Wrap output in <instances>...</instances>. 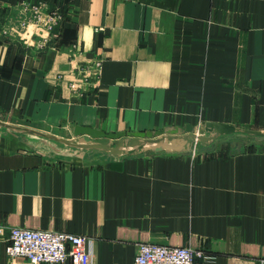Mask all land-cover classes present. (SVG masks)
Listing matches in <instances>:
<instances>
[{
    "label": "crops",
    "instance_id": "crops-1",
    "mask_svg": "<svg viewBox=\"0 0 264 264\" xmlns=\"http://www.w3.org/2000/svg\"><path fill=\"white\" fill-rule=\"evenodd\" d=\"M0 120L264 129V0H0ZM2 128L0 264L25 263L13 226L91 237V264H133L142 242L264 264V141L116 157Z\"/></svg>",
    "mask_w": 264,
    "mask_h": 264
},
{
    "label": "water",
    "instance_id": "water-1",
    "mask_svg": "<svg viewBox=\"0 0 264 264\" xmlns=\"http://www.w3.org/2000/svg\"><path fill=\"white\" fill-rule=\"evenodd\" d=\"M0 126L17 133L51 139L69 147L101 150L116 157L143 152L175 155L191 151L197 142L211 150L218 143L230 141L231 135L240 137L245 141V144H256L264 141V129H250L214 121L204 122L202 127L204 133H199L198 128L189 123L185 124L183 128L173 125L156 130L118 132L103 131L91 125L74 124L73 135L77 138L76 141L2 120H0ZM235 143H231V146H236L237 149L242 146L241 141Z\"/></svg>",
    "mask_w": 264,
    "mask_h": 264
},
{
    "label": "built area",
    "instance_id": "built-area-1",
    "mask_svg": "<svg viewBox=\"0 0 264 264\" xmlns=\"http://www.w3.org/2000/svg\"><path fill=\"white\" fill-rule=\"evenodd\" d=\"M8 231L5 253L9 258L23 259L24 264H91L93 239L86 235L19 226L9 227ZM208 257L190 246L142 242L133 264H196L197 259Z\"/></svg>",
    "mask_w": 264,
    "mask_h": 264
},
{
    "label": "rangeland",
    "instance_id": "rangeland-1",
    "mask_svg": "<svg viewBox=\"0 0 264 264\" xmlns=\"http://www.w3.org/2000/svg\"><path fill=\"white\" fill-rule=\"evenodd\" d=\"M25 126V125H24ZM30 127V126H29ZM3 131H8V133H16V132H11L10 130H7L5 128H2ZM105 131H112L111 129L107 128L104 129ZM10 131V132H9ZM42 131L44 132H49V133H53L57 136L63 137L65 139H68L70 141H76L77 139L74 137L73 135V127L72 125H62L59 124L56 127L50 128V129H43ZM30 140L36 141V146L43 151H54L56 149L62 148L64 147V144L56 142L54 140L51 139H47V138H43V137H37V136H30V135H26L24 136ZM231 143H235L237 144V141H241L242 145L245 144V141L242 140L240 137L236 136V135H231ZM197 146H199V143H196ZM196 146V147H197ZM236 147V146H234Z\"/></svg>",
    "mask_w": 264,
    "mask_h": 264
},
{
    "label": "trees",
    "instance_id": "trees-1",
    "mask_svg": "<svg viewBox=\"0 0 264 264\" xmlns=\"http://www.w3.org/2000/svg\"><path fill=\"white\" fill-rule=\"evenodd\" d=\"M254 146H255V144H252V143H251V144H248L247 147H248V148H252V147H254Z\"/></svg>",
    "mask_w": 264,
    "mask_h": 264
},
{
    "label": "bare ground",
    "instance_id": "bare-ground-1",
    "mask_svg": "<svg viewBox=\"0 0 264 264\" xmlns=\"http://www.w3.org/2000/svg\"><path fill=\"white\" fill-rule=\"evenodd\" d=\"M76 138V137H75Z\"/></svg>",
    "mask_w": 264,
    "mask_h": 264
}]
</instances>
